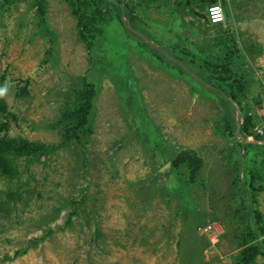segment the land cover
Instances as JSON below:
<instances>
[{
    "label": "rangeland",
    "instance_id": "1",
    "mask_svg": "<svg viewBox=\"0 0 264 264\" xmlns=\"http://www.w3.org/2000/svg\"><path fill=\"white\" fill-rule=\"evenodd\" d=\"M36 1L0 0V99L16 116L8 134L59 144L55 122L75 91L88 81L96 95L81 144L28 166L19 158L16 177L0 176V264H234L250 205L232 184L238 145L213 91L183 61L239 79V107L259 125L264 0H129L149 28L119 10L122 21H110L90 51L65 1L44 0L43 12ZM214 3L224 13L218 23L207 19ZM259 143L249 155L264 175ZM181 150L203 159L195 184L171 167ZM254 196L264 222V189ZM253 264H264V253Z\"/></svg>",
    "mask_w": 264,
    "mask_h": 264
},
{
    "label": "trees",
    "instance_id": "2",
    "mask_svg": "<svg viewBox=\"0 0 264 264\" xmlns=\"http://www.w3.org/2000/svg\"><path fill=\"white\" fill-rule=\"evenodd\" d=\"M63 1L68 4L72 15L76 19L79 40L89 51L93 49L96 37L103 34L104 28L110 21H122L119 10H123L129 24H138L140 30L149 28V23L139 14L137 5L129 0ZM210 1L215 2L216 0ZM36 4L39 11L43 12L44 0H37ZM183 53L185 52L183 51L181 55ZM180 58L175 57L176 60L171 61L179 64ZM228 58H230L229 51L224 52L223 57L219 58L220 62L218 63L222 70H226ZM183 62L186 68H195L194 74L192 71L190 72L194 79L200 80L203 86L213 91V95L217 98L224 112L225 129L231 132L238 145L237 153L234 156L237 171L232 184L240 186L241 193L246 194L245 198L250 200V205L246 227L239 236L240 246L234 264H253L256 256L264 253L263 215L254 207L256 203L255 193L264 189V175L260 170H256L251 166L257 160L249 155V148H260L259 144L261 143L259 141L264 142V134L261 136L253 134V129L256 126L255 118L251 114L242 113L239 107V96L244 89V84L239 79L232 78L229 80L228 75L216 74L218 73L217 69H219L217 64H211L214 73L212 77L210 73H207V69L193 59H186ZM212 72L211 74H213ZM95 95L96 87L88 81H84L82 87L75 91L73 104L62 112L55 122L56 124H63L59 144L29 140L21 136H10L8 134L9 123L10 120H16V116L7 109L4 100L0 99V116L3 117V121H0V176L8 180L16 177L18 174L17 160L19 158H24L28 166L39 160L41 156H48L57 148L67 145L71 141L81 144L84 137L89 134V121ZM237 135H241L242 138H238ZM249 135H252L253 141L245 140ZM261 147H264V144ZM256 150L262 154L261 150ZM261 156L260 163L264 165V154ZM171 167L180 171L182 176L180 179L184 184L192 185L199 182L203 159L193 150H181L171 160ZM7 195L13 197L15 194L9 191ZM84 200L82 198L72 206V210L67 214L66 224H70L78 216L79 208L75 205L84 203ZM5 203L2 204L5 205ZM48 235V233H44L39 238H30L26 247L37 245L39 241L44 240Z\"/></svg>",
    "mask_w": 264,
    "mask_h": 264
},
{
    "label": "built area",
    "instance_id": "3",
    "mask_svg": "<svg viewBox=\"0 0 264 264\" xmlns=\"http://www.w3.org/2000/svg\"><path fill=\"white\" fill-rule=\"evenodd\" d=\"M223 17H224V13H223V9L220 4L214 3L208 6L207 19L209 20V22L211 23L221 22L223 20ZM253 134L259 135V136L264 134V119L261 121L259 125L254 127ZM252 139H253L252 135H249L245 138L246 141H250ZM209 227L210 225L207 226V228ZM215 231L217 230L215 229Z\"/></svg>",
    "mask_w": 264,
    "mask_h": 264
}]
</instances>
